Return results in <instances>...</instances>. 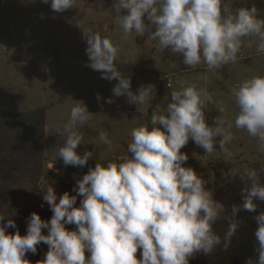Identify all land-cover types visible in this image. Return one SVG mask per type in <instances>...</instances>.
I'll return each instance as SVG.
<instances>
[{"label":"clouds","instance_id":"1","mask_svg":"<svg viewBox=\"0 0 264 264\" xmlns=\"http://www.w3.org/2000/svg\"><path fill=\"white\" fill-rule=\"evenodd\" d=\"M42 3L50 4L54 13H63L76 8L78 0ZM112 9L124 39L133 32L143 35L154 26L148 39L156 41L161 51L182 56L189 67L204 64L213 70L234 63L244 38H250V43L255 40L256 52L264 53V19L258 18L255 6L233 10L225 0H114ZM83 33L88 45L84 66L101 72L102 79L118 81L112 89L114 97H127V103L137 108L146 105L155 87L142 86L133 92L131 79L117 68L119 47L99 32ZM213 95L194 84L171 91L166 109L157 107L152 114L151 128L132 129L129 157L106 166L97 162L82 178L74 177L75 195L58 196L53 184L39 188L53 215L45 221L31 213L26 235L20 234L13 219L0 214V264H31L26 254H36L41 243L48 251L37 264H190L191 259L207 257L217 248L227 251L243 225L240 213H256V201L264 202V183L256 169L245 168L242 173L232 169L229 176H239L246 186L243 203L227 211L222 201L213 198L207 181L185 166L189 156L181 149L189 140L206 156L231 155L227 145L233 140V125L225 126L221 115L215 118V126L206 122L205 106ZM232 95L239 109L235 127L257 138L264 152V77L244 80L232 89ZM107 103L114 100L109 98ZM83 105L77 102L69 120L57 130L66 137L58 150L65 166L83 168L96 155L95 148L82 155L77 152L83 136L76 126L86 124L93 115ZM98 140L112 150L106 131H99ZM254 219L256 255L245 264H264V212ZM220 221L227 224L223 236L214 230ZM67 225L75 227L69 230ZM8 229H16L15 234Z\"/></svg>","mask_w":264,"mask_h":264},{"label":"rangeland","instance_id":"2","mask_svg":"<svg viewBox=\"0 0 264 264\" xmlns=\"http://www.w3.org/2000/svg\"><path fill=\"white\" fill-rule=\"evenodd\" d=\"M257 1L260 0H225L233 10L251 8ZM113 3L114 0H78L76 8L54 13L50 4H44L42 0H0V115L27 121L31 116L35 118L31 112L38 110L44 111L46 120L45 145L40 152L44 162L41 169L31 167L32 160H23L30 169H36V184L31 183L34 177L30 175L23 187H7L11 202L0 205V214L6 219L17 218L16 225L22 236L26 235L27 220L36 207L40 211L49 209L39 188L53 184L58 196L65 192L75 195L72 193L74 177L82 178L97 162L106 166L129 157L127 145L131 142L132 129L142 125L151 128V116L157 107L160 111L166 109L171 91L180 90L182 86L194 84L198 89L214 93L205 106L206 122L210 126H215V118L219 115L224 118L225 126L233 125V140L227 145L230 156L223 152L206 156L204 149L192 140L181 149L189 156L185 166L193 168L207 181L206 187L213 191L214 199L215 162L225 159L241 170L264 164L260 141L235 127L239 109L232 95V89L244 80L264 77V53L256 52V41L250 43V38H244L236 61L220 69L208 70L204 64L189 67L183 64L182 56L169 50L161 51L156 41L148 39L154 26L143 35L133 32L124 39L123 30L115 22L117 13L112 9ZM262 3L264 0L260 5ZM258 18L264 19L263 10L258 12ZM88 29L110 38L119 47L117 68L131 79L133 92L142 86L155 87L152 99L146 105L137 108L127 103V97H114L112 89L118 81L102 79L101 72L84 66L88 62V45L83 30ZM109 98L114 103H107ZM77 102H81V106L85 104L93 114L86 124L76 126V131L83 136V145L78 146L77 152L82 155L86 150L96 149L95 157L83 168L65 166L58 157L66 137L58 135L57 130L69 120ZM100 130L106 131L113 141L111 151L99 142ZM25 144L21 143L18 153L24 151ZM15 231L8 229L10 234ZM44 234L47 235L46 230ZM47 251L48 246L41 243L35 255L44 256ZM33 255L28 253L26 257ZM33 260H29L31 264Z\"/></svg>","mask_w":264,"mask_h":264},{"label":"trees","instance_id":"3","mask_svg":"<svg viewBox=\"0 0 264 264\" xmlns=\"http://www.w3.org/2000/svg\"><path fill=\"white\" fill-rule=\"evenodd\" d=\"M260 1L255 2L253 5L257 10L264 11V3L260 5ZM258 11V12H259ZM35 118L30 117L29 120L23 121L19 117H12L5 114L0 115V194L2 200L1 206H5L11 202V196L7 192V187H23L29 180V177H34L31 183L36 184L35 176H37L36 167L41 169L42 157L40 152L45 145V115L44 111L31 112ZM25 142L24 151L21 150V143ZM28 158L33 161L29 168L23 160ZM30 165V164H29ZM29 168V169H27ZM232 169L238 170L242 173L244 170L237 169L235 164L228 160H219L213 164V171L215 175V199L222 201L227 211H230L231 206L234 204L243 203L242 189L246 186L239 176L233 178L229 176ZM258 170L261 183H264V164L255 168ZM32 171V172H31ZM257 212H241L240 216L243 220V225L239 229L236 236L233 237L231 246L227 251L222 248H217L211 255L203 256L198 255L194 262L190 264H245L249 257H254L256 241L254 232L257 228L254 217L260 212H264V202L256 201ZM41 216L42 220H50L53 213L50 209L34 211ZM17 224V218H10ZM69 230L74 229V225L66 226ZM227 229V224L223 221L218 222L214 226L217 234L223 236ZM47 231V230H46ZM44 256L39 254L26 257L27 260L34 259L33 264H37ZM139 258V252L137 253Z\"/></svg>","mask_w":264,"mask_h":264}]
</instances>
